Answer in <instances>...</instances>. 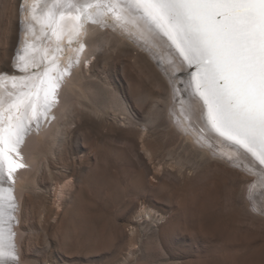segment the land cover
<instances>
[{"label": "rangeland", "instance_id": "obj_1", "mask_svg": "<svg viewBox=\"0 0 264 264\" xmlns=\"http://www.w3.org/2000/svg\"><path fill=\"white\" fill-rule=\"evenodd\" d=\"M25 4L0 0V70L10 76L22 72ZM106 23L87 37L95 56L70 69L82 81H62L68 114L59 100L33 121L21 147L33 164L2 181L19 208L16 264H264L255 178L178 127L170 109L179 96L161 60ZM181 73L184 89L190 70ZM40 135L36 148L30 139Z\"/></svg>", "mask_w": 264, "mask_h": 264}, {"label": "snow or ice", "instance_id": "obj_2", "mask_svg": "<svg viewBox=\"0 0 264 264\" xmlns=\"http://www.w3.org/2000/svg\"><path fill=\"white\" fill-rule=\"evenodd\" d=\"M31 12L28 31L35 41L54 37L55 52L63 51L65 38L83 51L86 25L101 23L109 14L125 30L142 27L165 38L182 63L195 68L183 91L200 131L207 129L209 139L264 165V0H51L43 7L37 0ZM28 47L41 52L35 44ZM48 55L44 48L41 63L35 56H20L21 71L27 72L30 62L40 68ZM71 67L69 63L61 70L53 53L42 72L10 76L11 89L5 81L0 93V181H12L16 170L25 167L20 162L25 136L33 121L38 125L59 103L61 82ZM180 91L174 87L173 97ZM16 259L14 244L0 245V264H16Z\"/></svg>", "mask_w": 264, "mask_h": 264}, {"label": "bare ground", "instance_id": "obj_3", "mask_svg": "<svg viewBox=\"0 0 264 264\" xmlns=\"http://www.w3.org/2000/svg\"><path fill=\"white\" fill-rule=\"evenodd\" d=\"M25 1L27 3V6H28L27 7L28 13L23 16L21 34L19 37V39H20L19 46H20V48L22 47L23 50L18 49L16 51V53H18L20 51L18 53L17 58H16L17 62L15 61L16 65H19V67H18L19 69H21L23 67L24 61L19 60V57L21 55L23 56V54H24V57L26 60L31 56H35V61L37 63H41L40 56H41L44 48L48 49L49 55H48V59L42 62L40 68L33 67L31 62H30L27 72H24V71L21 72L20 71L21 73L17 74L16 75L17 77L25 76V75H29V74H33V73H37V72H42L43 71V65L48 64L51 61L53 53H55L56 58L59 61V65H60L61 70H63L65 67H67V65L69 63L72 64V67L76 68L77 63L75 60L82 61V59H84L86 63H87V61L90 62L89 60H91L92 57L95 56V53L92 52V50H93L92 48H94L92 46L95 45L97 41H96V38L93 37V40H92L93 42L90 43L91 41L89 42L87 37L89 35L90 36L96 35L103 28H106L107 27L106 26V24H107L106 19L107 18H110L113 20V27H115V28L120 27V25L112 18L111 14H109L108 17L106 19H104V21L101 23H97V24L89 23L86 25L87 35L83 36L81 38V41H80L81 43H84L83 51H77L79 49V43L74 42L72 45H67V43H68L67 38H65L62 42H60L63 51L62 52H55L57 42H56L54 37H52L51 40L35 41L33 36H32V33L28 31L27 23L31 22V19H32L31 7H32V5L37 3V0H25ZM39 2L41 4V7H43L44 3H51V0H39ZM37 14H39V9L37 10ZM39 28H40V25H36L37 33L39 31ZM119 31L121 33L128 34V36H130L132 38V40L135 41V43L146 48V50L149 51V54L150 53L152 54V57L158 58L161 60V62L163 63V68H166L165 69L166 73L169 75L170 79L173 78V80L171 81L173 88L175 87V88L181 89L180 92L176 93V96H179L178 102L176 101L177 102L176 104H173V105L171 104L172 106L170 109L171 115H172L173 119L176 120L178 127L183 129L185 131V134H187L188 137L193 138L194 141H196L198 144H200L204 148H206L207 151L210 150V152H212L214 155H216L220 158H223L224 160L228 161L229 163H231L235 166H238V167L241 166L243 169H245L248 172L249 175L253 176L255 178V182L250 186L249 195L252 199V204L254 206V209L257 211L259 210L261 212H264V165H260L259 162L255 158L251 157L250 154L249 155L242 154L241 152L232 148L227 143H223V142H219V141L209 139V132L207 129H205L203 132L200 131L201 123L191 113V111L189 109L188 95L186 92L182 93L183 88H181V85L179 84V79H178V77L180 75H182V73H181L182 71H184L183 75L187 74V70H189V66L186 63H182L181 58L178 57L175 50L171 47V45L169 44V42H167V40L165 38L154 37L153 35L149 34L142 27L129 28L128 30H125V29L120 27ZM50 35L51 34L49 33V36ZM17 44H18V41L15 44V46ZM32 44H35L36 46H38L41 49V52L33 53L31 48L28 47V45H32ZM66 53H67V55H65ZM160 67H162V66H160ZM163 68H162V70H163ZM4 72H5L4 70H0V93H3L4 87H5V81H6L7 87L9 89H11V84H12V81L10 79V75H8V73H6V72H5L6 73L5 74ZM177 74H179V75H177ZM188 79H189V77H186L185 81H187ZM63 81L66 83L65 84L66 88L67 87L70 88L72 86H77L82 81V77H79L78 74L76 76L75 75L74 76L73 75L72 76L65 75ZM63 83L61 82V88H60L61 91H59V100H61V102H60L61 103L60 104L61 105V112L59 114L60 117H64L68 114V110H66V108H67L66 106L68 105V103L63 100V95H64V92L66 91V88L64 87ZM181 101L184 102L183 105H181ZM174 103H175V101H174ZM50 113L47 115V117L50 115ZM40 120H42V119H40ZM56 121H57V119H56ZM32 124H33V122H32ZM57 129H58V124H57ZM184 131H183V133H184ZM42 135H43V133H42ZM42 135L37 136V137H31V139H30V141H32V140L36 141V145H35L36 148H39V145L41 144L40 137ZM209 145H211V147H209ZM21 150H23V149H21ZM32 160H34V154L28 155V158L26 160H23L20 162L24 163V165L26 166L28 164H33ZM22 170H24V169H22ZM20 172L17 173V175L20 174ZM15 173L13 174V180L11 181L12 183H14V180L16 179ZM33 181H35V180H33V178H32L31 183ZM0 182H1V184H0V241H3V244H8V243L12 244V237H11L10 228H11L12 224L15 226L14 228L19 227V223H20L19 222L20 221L19 208H17V210L15 211V207H13V209L11 207L12 206V202H11L12 193H11V186H9L11 184L8 185V184H5L6 182H2V181H0ZM18 182H20V181H18ZM16 185H17V183H16ZM19 192H21V191H19ZM19 202H20V199H19ZM14 211H15V214H14ZM12 213L14 214V216ZM13 217H14V219H13ZM15 244H16V242H15ZM15 252H16V255H19L18 251L15 250ZM16 261H17V259H16Z\"/></svg>", "mask_w": 264, "mask_h": 264}, {"label": "water", "instance_id": "obj_4", "mask_svg": "<svg viewBox=\"0 0 264 264\" xmlns=\"http://www.w3.org/2000/svg\"><path fill=\"white\" fill-rule=\"evenodd\" d=\"M189 70H190V74H191L192 72H194V71H195L194 66L189 67Z\"/></svg>", "mask_w": 264, "mask_h": 264}]
</instances>
